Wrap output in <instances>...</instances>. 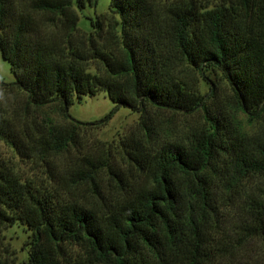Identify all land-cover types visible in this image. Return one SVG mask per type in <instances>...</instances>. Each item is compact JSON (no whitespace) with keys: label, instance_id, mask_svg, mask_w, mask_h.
<instances>
[{"label":"trees","instance_id":"1","mask_svg":"<svg viewBox=\"0 0 264 264\" xmlns=\"http://www.w3.org/2000/svg\"><path fill=\"white\" fill-rule=\"evenodd\" d=\"M98 1L34 0L24 11L0 0V55L14 76V95L0 100V141L47 166L80 141L83 122L68 107L104 91L115 105L99 122L120 106L140 115V135L123 142L137 178L112 169L108 155L105 165L77 155L69 175L91 184L88 206L0 161V235L13 224L28 231L25 263L2 250L0 236V264H264V129L248 131L237 116L264 119V0H175L164 17L150 0H109L117 26L73 46L77 11ZM34 12L50 14L53 30ZM113 36L116 50L102 43ZM181 63L208 81V93L181 77ZM206 72L231 91L226 116L207 101L217 85ZM21 103H56L72 122L30 124ZM197 110L203 122L185 140L158 143L154 111Z\"/></svg>","mask_w":264,"mask_h":264},{"label":"rangeland","instance_id":"2","mask_svg":"<svg viewBox=\"0 0 264 264\" xmlns=\"http://www.w3.org/2000/svg\"><path fill=\"white\" fill-rule=\"evenodd\" d=\"M24 11L30 9L34 0H14ZM152 8L155 9L157 15L164 17L165 12L170 5H173L175 0H150ZM220 0H201V4L213 5ZM109 0H99L96 6L86 7L83 11H77L79 16L76 38L72 39L73 46H88L87 37L89 34L96 36L97 33L107 34L111 28L113 30L117 26L118 16L112 13L108 7ZM35 18L41 25H47L48 30H53L52 16L45 12L33 13ZM96 24V25H95ZM117 30V29H116ZM55 31V30H54ZM118 32V31H116ZM117 36V35H116ZM116 36L109 40H102L111 45L115 50L119 47ZM108 38V36L106 37ZM113 51L116 53V51ZM90 52H85L88 57ZM87 67L92 71H98L100 68L97 61L89 58ZM181 77L189 81L194 87H198L204 93L209 92L208 81L204 82V78L199 75L197 70L191 68L187 64L179 65ZM209 78L214 79L217 89L215 90L216 98L211 100L207 98L210 104H214L220 112L226 116L228 110L233 109V99L231 91L225 83L212 73L206 72ZM14 80V76L10 69V63L3 59L0 55V100L3 97H12L14 91L11 92L10 82ZM208 83V84H207ZM13 93V94H12ZM22 112L28 121L34 120L37 124L44 125L48 121L69 124L72 122L70 118L62 116L59 112V107L56 103H50L40 108L21 103ZM114 102L108 95L101 91L94 96H85L81 100H74L68 107L70 117L80 122L78 124V133L80 141L74 148H70L69 152H63L58 156L56 161H51L49 165H45L41 161L26 157H18L7 144L0 141V161H6L16 168L23 178L32 180L33 183L40 188H47L54 194L58 195L66 201H76L88 206L94 205L95 196L93 194L91 184H85L77 180L75 183L69 171L75 167L77 155H86L89 158L97 159L106 164V157L109 156L108 162L112 169L119 174L123 173L128 178H137L135 164L129 159L125 152L123 142L127 141L133 135H140L139 124L141 121L140 115L136 111H132L127 107L120 106L114 111L112 117L104 122H99L114 108ZM246 130L251 132H260L264 129V119L253 120L248 116L239 112L237 114ZM152 122L157 128L156 139L158 143L165 140H185L188 132L203 122L202 112L199 110L192 113H172L159 112L152 113ZM102 170H106L104 166ZM107 171V170H106ZM105 173V172H104ZM107 177V175H104ZM109 180L99 184L101 188H108ZM2 242L4 247L2 250L11 251L16 255L19 262L25 263L27 259V235L28 231L21 225H10L2 231Z\"/></svg>","mask_w":264,"mask_h":264}]
</instances>
